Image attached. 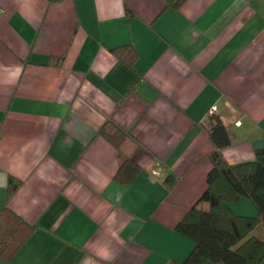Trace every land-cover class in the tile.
I'll return each mask as SVG.
<instances>
[{
  "label": "crops",
  "instance_id": "0c3cea01",
  "mask_svg": "<svg viewBox=\"0 0 264 264\" xmlns=\"http://www.w3.org/2000/svg\"><path fill=\"white\" fill-rule=\"evenodd\" d=\"M172 1L0 0V213L35 225L0 264H182L195 241L176 223L208 185V119L229 128V162L264 146V0ZM125 44L133 67L112 51ZM108 121L138 146L100 136Z\"/></svg>",
  "mask_w": 264,
  "mask_h": 264
},
{
  "label": "trees",
  "instance_id": "16d2710c",
  "mask_svg": "<svg viewBox=\"0 0 264 264\" xmlns=\"http://www.w3.org/2000/svg\"><path fill=\"white\" fill-rule=\"evenodd\" d=\"M183 1L173 0L171 3L178 6ZM112 51L129 67H133L138 58L132 44L112 48ZM63 58V54L52 56L49 62L59 65ZM205 130L214 144L209 153L208 185L199 200L176 223L178 231L195 241L186 259L180 263L198 264L209 259L223 264H264V146L255 150L252 159L232 163L222 152L225 146L232 144V138L220 116L212 114ZM99 135L123 152L124 146L128 148V142L138 146L132 137L123 136L110 121L100 129ZM133 153L127 154L117 174L125 184L130 183L140 170ZM175 178L174 174H168L166 183L173 184ZM21 182L19 177L9 175V193L17 190ZM242 198L252 201L257 208L256 214H238L230 209L229 202ZM6 211L0 213V259L11 261L35 225L9 214L5 217Z\"/></svg>",
  "mask_w": 264,
  "mask_h": 264
},
{
  "label": "clouds",
  "instance_id": "9594fccd",
  "mask_svg": "<svg viewBox=\"0 0 264 264\" xmlns=\"http://www.w3.org/2000/svg\"><path fill=\"white\" fill-rule=\"evenodd\" d=\"M98 254H99L101 257H106V256H107V251H106V250H101ZM85 264H88V262L85 261Z\"/></svg>",
  "mask_w": 264,
  "mask_h": 264
},
{
  "label": "rangeland",
  "instance_id": "374dc122",
  "mask_svg": "<svg viewBox=\"0 0 264 264\" xmlns=\"http://www.w3.org/2000/svg\"><path fill=\"white\" fill-rule=\"evenodd\" d=\"M19 179H20V178H19ZM15 191H16V190H15ZM15 191H14V192H15ZM14 192H12L11 194H14ZM6 210H7V209H6ZM7 214H9V211H8V210L6 211V213L4 214V216L6 217ZM244 214H246V213H244ZM17 217H18V216H17ZM19 218H20V217H19ZM2 221H3V222H4V221L7 222L6 219H3Z\"/></svg>",
  "mask_w": 264,
  "mask_h": 264
},
{
  "label": "built area",
  "instance_id": "2783aa9c",
  "mask_svg": "<svg viewBox=\"0 0 264 264\" xmlns=\"http://www.w3.org/2000/svg\"><path fill=\"white\" fill-rule=\"evenodd\" d=\"M3 11V7L2 6H0V13Z\"/></svg>",
  "mask_w": 264,
  "mask_h": 264
}]
</instances>
